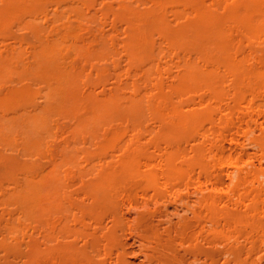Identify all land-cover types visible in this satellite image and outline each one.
Segmentation results:
<instances>
[{
  "label": "rangeland",
  "instance_id": "374dc122",
  "mask_svg": "<svg viewBox=\"0 0 264 264\" xmlns=\"http://www.w3.org/2000/svg\"><path fill=\"white\" fill-rule=\"evenodd\" d=\"M0 264H264V0H0Z\"/></svg>",
  "mask_w": 264,
  "mask_h": 264
},
{
  "label": "bare ground",
  "instance_id": "6f19581e",
  "mask_svg": "<svg viewBox=\"0 0 264 264\" xmlns=\"http://www.w3.org/2000/svg\"><path fill=\"white\" fill-rule=\"evenodd\" d=\"M212 189H213V188H212ZM212 192H214V191H212ZM215 192H216V191H215ZM215 192H214V193H215ZM230 192H231V191H230ZM230 192H229V193H230ZM227 193H228V192H227ZM211 197H212V196H211ZM211 202H212V200H211ZM213 203H214V200H213Z\"/></svg>",
  "mask_w": 264,
  "mask_h": 264
}]
</instances>
